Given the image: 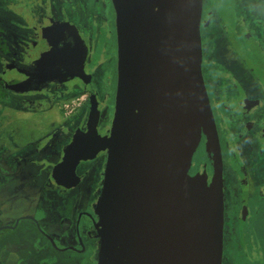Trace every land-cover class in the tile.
Listing matches in <instances>:
<instances>
[{
  "label": "flooded vegetation",
  "instance_id": "flooded-vegetation-1",
  "mask_svg": "<svg viewBox=\"0 0 264 264\" xmlns=\"http://www.w3.org/2000/svg\"><path fill=\"white\" fill-rule=\"evenodd\" d=\"M6 10L8 29L0 26L7 45L0 53L5 92L0 105L8 102L23 112L53 106L58 124L22 144L10 145L7 139L9 160L0 152V163L6 164L0 166V188L8 193L6 198L0 194V234L7 233L0 248L8 245L11 251L7 264H97L96 209L106 150L80 159L75 181L57 182L51 169L74 132L86 129L91 100L99 110L97 132L109 133L117 82L112 2L9 0ZM200 40L201 74L221 158V264H262L264 0H202ZM12 66L30 73L53 71L50 79L29 75L23 84ZM69 102L75 105L65 111ZM213 164L214 152L205 147L202 132L188 174L205 169L209 182ZM248 228L260 233L255 256Z\"/></svg>",
  "mask_w": 264,
  "mask_h": 264
},
{
  "label": "water",
  "instance_id": "water-1",
  "mask_svg": "<svg viewBox=\"0 0 264 264\" xmlns=\"http://www.w3.org/2000/svg\"><path fill=\"white\" fill-rule=\"evenodd\" d=\"M111 2L117 82L109 133L97 132L91 100L86 129L74 132L51 175L75 181L79 160L106 150L97 264H221V158L201 74L202 0ZM11 71L25 84L29 75L50 79L53 69ZM202 132L214 152L209 182L205 169L188 174Z\"/></svg>",
  "mask_w": 264,
  "mask_h": 264
},
{
  "label": "rangeland",
  "instance_id": "rangeland-1",
  "mask_svg": "<svg viewBox=\"0 0 264 264\" xmlns=\"http://www.w3.org/2000/svg\"><path fill=\"white\" fill-rule=\"evenodd\" d=\"M9 0H0V26L7 28V6ZM8 29V28H7ZM5 82H9L11 80L10 76L4 77ZM81 92L77 91L76 95H79ZM64 110L65 109V106ZM82 110V109H81ZM35 115H39L38 117H34ZM56 113L55 107L46 106L41 112H33L32 110L23 112L19 109L9 107V103L5 102L0 105V152L2 150L3 156L6 155L5 160L7 159V153L9 152L7 145H13L14 143L22 144L24 141H28L29 139H34L39 136H44L51 128H54L58 123L56 121ZM53 126V127H52ZM27 144V143H26ZM26 145L20 148H24ZM6 165L3 162L0 163V166ZM49 184V182H47ZM0 194L4 195V198L8 196V193L3 191L0 188ZM2 200L3 197H2ZM5 211L7 213V208L5 207ZM249 238V245L252 251V256H255L258 253V245L260 244V233L254 228H248L246 230ZM7 233H1L0 238L6 236ZM10 249H8V245L0 248V264H7L6 258L8 257ZM67 256V253L64 254ZM1 257L5 258V261L2 262ZM88 264V263H85ZM90 264V263H89Z\"/></svg>",
  "mask_w": 264,
  "mask_h": 264
},
{
  "label": "trees",
  "instance_id": "trees-1",
  "mask_svg": "<svg viewBox=\"0 0 264 264\" xmlns=\"http://www.w3.org/2000/svg\"><path fill=\"white\" fill-rule=\"evenodd\" d=\"M2 28L0 27V53L7 50V45L4 37L2 36ZM4 90L0 87V97L4 95Z\"/></svg>",
  "mask_w": 264,
  "mask_h": 264
},
{
  "label": "built area",
  "instance_id": "built-area-1",
  "mask_svg": "<svg viewBox=\"0 0 264 264\" xmlns=\"http://www.w3.org/2000/svg\"><path fill=\"white\" fill-rule=\"evenodd\" d=\"M74 105H75L74 102H69L65 104L64 106H65L66 111H70L71 109H73Z\"/></svg>",
  "mask_w": 264,
  "mask_h": 264
}]
</instances>
